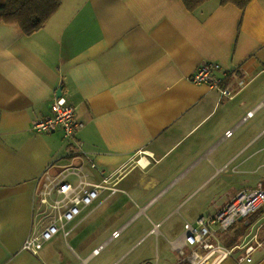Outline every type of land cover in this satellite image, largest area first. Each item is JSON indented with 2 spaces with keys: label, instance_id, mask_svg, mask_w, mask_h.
I'll use <instances>...</instances> for the list:
<instances>
[{
  "label": "crops",
  "instance_id": "obj_1",
  "mask_svg": "<svg viewBox=\"0 0 264 264\" xmlns=\"http://www.w3.org/2000/svg\"><path fill=\"white\" fill-rule=\"evenodd\" d=\"M203 12L181 0H62L30 35L0 24V264H176L185 222L264 180V0ZM208 64L230 96L190 80ZM57 99L83 124L72 141L32 131ZM77 165L107 189L66 237L24 250L41 230L39 179ZM252 261L264 264V248Z\"/></svg>",
  "mask_w": 264,
  "mask_h": 264
},
{
  "label": "built area",
  "instance_id": "obj_2",
  "mask_svg": "<svg viewBox=\"0 0 264 264\" xmlns=\"http://www.w3.org/2000/svg\"><path fill=\"white\" fill-rule=\"evenodd\" d=\"M217 69L218 66L212 64L201 66L190 80L195 84H205L210 89H217L222 96L228 97L231 95L229 90L220 88L221 80L213 77V71ZM251 115L252 113H248L247 117ZM82 127L83 124L75 119L73 107L68 106L64 99H57L51 105V115L36 122L32 130L37 134L59 131L64 140L72 141ZM230 134L231 132H228V135ZM70 177H75V184L69 182ZM86 177L83 166L77 165L65 167L53 174L46 172L39 179L37 208L41 230L26 238L22 244L24 250L36 254L44 243L59 232L66 235L67 224L97 199L99 190L107 189L104 185L89 183ZM263 207L264 180L254 189L237 192L217 208L214 217L199 218L195 226L185 222L183 243L176 248V264H219L238 253L239 264H252V254L264 248V216L262 224L256 222L259 226L250 229L241 243L227 247L221 237L229 232L239 219L248 218ZM118 235L119 231H116L112 237ZM182 246L191 249L185 251Z\"/></svg>",
  "mask_w": 264,
  "mask_h": 264
},
{
  "label": "trees",
  "instance_id": "obj_3",
  "mask_svg": "<svg viewBox=\"0 0 264 264\" xmlns=\"http://www.w3.org/2000/svg\"><path fill=\"white\" fill-rule=\"evenodd\" d=\"M252 0H181L187 11L195 16L203 15V7L208 4L217 6L233 5L245 10ZM62 0H4L0 4V24L17 25L25 35H30L44 27L46 22L57 11ZM206 16V15H205ZM201 17L202 19L205 17ZM239 221L230 230V236L224 240L226 246L231 247L246 233L249 224Z\"/></svg>",
  "mask_w": 264,
  "mask_h": 264
},
{
  "label": "rangeland",
  "instance_id": "obj_4",
  "mask_svg": "<svg viewBox=\"0 0 264 264\" xmlns=\"http://www.w3.org/2000/svg\"><path fill=\"white\" fill-rule=\"evenodd\" d=\"M66 102V101H65ZM66 104H67V102H66ZM68 106H71V105H69V104H67ZM72 107V106H71ZM74 109V108H73ZM50 113H51V110H50ZM75 118H76V115H75ZM57 132H59V131H56V133ZM43 134H45V133H43ZM42 134V135H43ZM47 134V133H46ZM63 136V135H62ZM62 139H64V138H62ZM84 168V167H83ZM84 173L87 175V173L85 172V169H84ZM86 180L88 181V175H87V177H86ZM89 182V181H88ZM90 183V182H89ZM255 183V182H254ZM93 184V183H92ZM245 190V189H244ZM223 205V204H222ZM219 208V207H218ZM259 224H262V221H260L259 222ZM259 224L257 225V223L256 222H254L253 223V225H251V227L253 228V229H255L257 226H259ZM183 226H184V224H183ZM224 243V242H223ZM177 257H178V253H177Z\"/></svg>",
  "mask_w": 264,
  "mask_h": 264
},
{
  "label": "clouds",
  "instance_id": "obj_5",
  "mask_svg": "<svg viewBox=\"0 0 264 264\" xmlns=\"http://www.w3.org/2000/svg\"><path fill=\"white\" fill-rule=\"evenodd\" d=\"M50 109H51V108H50ZM50 115H51V114H50ZM50 115H49V116H50ZM49 116H47V117H49ZM32 131H33V130H32ZM36 134H37V133H36ZM51 134H52V133H51ZM91 205H92V204H91ZM88 207H89V206H88ZM83 209H84V208H83ZM83 209H82V210H83ZM82 210H81V211H82ZM80 213H81V212H80ZM80 213L75 217V219L80 215ZM75 219H74V220H75ZM74 220H73V221H74ZM39 221H40V219H39ZM73 221H72V222H73ZM70 223H71V222H70ZM68 224H69V223H68ZM68 224H67V225H68ZM59 234H61L63 237H66L67 234H68V232H66V235H64L63 232H59L57 235H59ZM57 235H55V236H57ZM55 236H54V237H55ZM54 237H53V238H54ZM53 238H52V239H53ZM52 239H51V240H52ZM51 240H50V241H51ZM48 242H49V241H48ZM46 243H47V242H46Z\"/></svg>",
  "mask_w": 264,
  "mask_h": 264
},
{
  "label": "water",
  "instance_id": "obj_6",
  "mask_svg": "<svg viewBox=\"0 0 264 264\" xmlns=\"http://www.w3.org/2000/svg\"><path fill=\"white\" fill-rule=\"evenodd\" d=\"M239 220H241V219H239Z\"/></svg>",
  "mask_w": 264,
  "mask_h": 264
},
{
  "label": "flooded vegetation",
  "instance_id": "obj_7",
  "mask_svg": "<svg viewBox=\"0 0 264 264\" xmlns=\"http://www.w3.org/2000/svg\"><path fill=\"white\" fill-rule=\"evenodd\" d=\"M76 115V114H75Z\"/></svg>",
  "mask_w": 264,
  "mask_h": 264
}]
</instances>
